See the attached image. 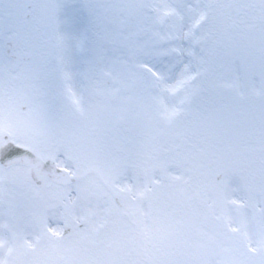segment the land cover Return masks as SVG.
Masks as SVG:
<instances>
[{"label":"snow or ice","instance_id":"snow-or-ice-1","mask_svg":"<svg viewBox=\"0 0 264 264\" xmlns=\"http://www.w3.org/2000/svg\"><path fill=\"white\" fill-rule=\"evenodd\" d=\"M0 264H264V0H0Z\"/></svg>","mask_w":264,"mask_h":264}]
</instances>
